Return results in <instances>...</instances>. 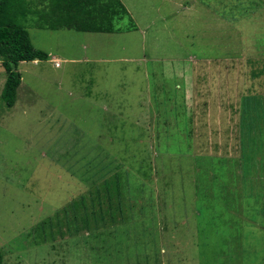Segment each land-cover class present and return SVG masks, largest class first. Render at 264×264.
Segmentation results:
<instances>
[{
  "label": "rangeland",
  "instance_id": "1",
  "mask_svg": "<svg viewBox=\"0 0 264 264\" xmlns=\"http://www.w3.org/2000/svg\"><path fill=\"white\" fill-rule=\"evenodd\" d=\"M121 1L0 57L4 264H264V0Z\"/></svg>",
  "mask_w": 264,
  "mask_h": 264
},
{
  "label": "trees",
  "instance_id": "2",
  "mask_svg": "<svg viewBox=\"0 0 264 264\" xmlns=\"http://www.w3.org/2000/svg\"><path fill=\"white\" fill-rule=\"evenodd\" d=\"M127 16L130 13L121 0H45L43 7L33 0H0V57L7 73L1 100L8 107L15 105L22 82L21 62L50 57L33 45L27 29L29 21L51 30L113 33L122 31L116 22ZM134 27L132 24L130 28ZM0 264H4L1 251Z\"/></svg>",
  "mask_w": 264,
  "mask_h": 264
},
{
  "label": "built area",
  "instance_id": "3",
  "mask_svg": "<svg viewBox=\"0 0 264 264\" xmlns=\"http://www.w3.org/2000/svg\"><path fill=\"white\" fill-rule=\"evenodd\" d=\"M59 64H60V63H59L58 61H56V66H59Z\"/></svg>",
  "mask_w": 264,
  "mask_h": 264
},
{
  "label": "crops",
  "instance_id": "4",
  "mask_svg": "<svg viewBox=\"0 0 264 264\" xmlns=\"http://www.w3.org/2000/svg\"><path fill=\"white\" fill-rule=\"evenodd\" d=\"M37 61H39V60H35L34 62H37Z\"/></svg>",
  "mask_w": 264,
  "mask_h": 264
}]
</instances>
